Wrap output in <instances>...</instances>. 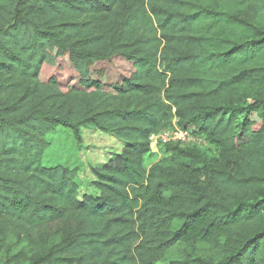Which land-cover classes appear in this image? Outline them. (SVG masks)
<instances>
[{
    "label": "trees",
    "instance_id": "1",
    "mask_svg": "<svg viewBox=\"0 0 264 264\" xmlns=\"http://www.w3.org/2000/svg\"><path fill=\"white\" fill-rule=\"evenodd\" d=\"M231 1L251 19L186 0H0V237H60L32 264H264V0ZM174 121L208 145H161L168 160L146 168ZM59 127L126 144L93 169L95 193L43 164ZM199 246L218 258L176 259Z\"/></svg>",
    "mask_w": 264,
    "mask_h": 264
},
{
    "label": "rangeland",
    "instance_id": "2",
    "mask_svg": "<svg viewBox=\"0 0 264 264\" xmlns=\"http://www.w3.org/2000/svg\"><path fill=\"white\" fill-rule=\"evenodd\" d=\"M191 4V11L196 12L203 8H214L217 11L230 12L237 18L251 19L247 9L237 6L231 0H186ZM246 96L262 92L254 87L244 88ZM81 143L78 142L70 129L59 127L55 132L46 136L50 147L47 150L43 164L46 167L65 166L77 169L76 181L81 194L96 192L92 186L95 180L93 169L116 159L122 153L126 144L113 134L103 133L98 130L82 129ZM151 154L145 159V167L168 160L169 155L164 148H150ZM211 157L218 156L219 152L214 147L206 149ZM60 241V237H54L47 246L36 245L27 235L22 232L8 238L0 237V264H32L45 257L49 250ZM217 259L216 250L199 246L197 249L186 251L179 250L176 259L181 262L191 261L193 258ZM161 264H169L162 262Z\"/></svg>",
    "mask_w": 264,
    "mask_h": 264
},
{
    "label": "built area",
    "instance_id": "3",
    "mask_svg": "<svg viewBox=\"0 0 264 264\" xmlns=\"http://www.w3.org/2000/svg\"><path fill=\"white\" fill-rule=\"evenodd\" d=\"M169 143L181 144L183 146L191 145L205 147L208 145L203 137L194 135L191 132L180 128L176 121H174L172 126L168 129L153 134L150 137V147L152 149Z\"/></svg>",
    "mask_w": 264,
    "mask_h": 264
}]
</instances>
